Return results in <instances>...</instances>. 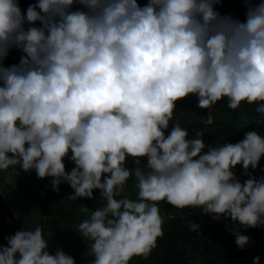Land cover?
Masks as SVG:
<instances>
[{"label": "clouds", "instance_id": "1", "mask_svg": "<svg viewBox=\"0 0 264 264\" xmlns=\"http://www.w3.org/2000/svg\"><path fill=\"white\" fill-rule=\"evenodd\" d=\"M220 2L36 0L22 10L19 0H0V172L11 184L18 169L34 170L57 192L67 182L71 200L99 190L101 206L81 207L77 225L91 264L147 257L164 234L161 201L231 218L241 249L250 236L239 226L264 227V175L249 172L264 155V134L249 130L216 146L203 140L224 98L232 110L257 105L256 124L264 125V2L244 0L243 21L218 11ZM12 48L22 55L5 66ZM190 94L209 110L193 135L175 118L177 101ZM45 235L36 225L6 237L0 264H76L62 248L51 254Z\"/></svg>", "mask_w": 264, "mask_h": 264}, {"label": "rangeland", "instance_id": "2", "mask_svg": "<svg viewBox=\"0 0 264 264\" xmlns=\"http://www.w3.org/2000/svg\"><path fill=\"white\" fill-rule=\"evenodd\" d=\"M35 2L36 0L30 1L25 10L29 4ZM147 2L148 0H142L141 6L147 4ZM261 2H264V0L252 1L254 4ZM216 7L222 14L231 13L241 21L245 19L246 7L244 0H221ZM75 9L77 8L74 6L73 10ZM39 24V21L35 22L36 26H39ZM27 26L25 25V27ZM21 55L19 49H10L4 61L5 66L18 63ZM197 103V97L191 94L176 103L175 118L182 121V126L188 129L190 135H193L195 130L205 127L203 124L194 123H201V120L206 117L209 111L197 107ZM246 110L245 103H242L240 108L232 110L227 107L226 98L218 101L212 109L214 123L207 126L208 131L203 136L205 144L212 145L215 139H222L223 130L228 129L230 131V125L234 124L236 119L240 121ZM188 124L190 125L188 126ZM171 126L172 122H170L169 129L165 130L166 134L170 131ZM204 151H207V147ZM144 162L146 161L142 158L139 165L141 168L145 167ZM128 166H136L131 158L128 160ZM18 171L20 174L15 177L14 182L11 184L4 183L5 173L0 172V229L5 235L4 240L0 241V245H7L6 237L15 234L16 231L24 228L32 229L36 225H40L46 233L47 250L51 254H54L57 248H62L65 253L68 249L88 252V242L77 232V225L86 216L80 209L81 207L95 209L98 207L99 202L78 198L74 200L76 204L72 203L73 200L69 198V195L73 192L67 193L64 189L59 190L57 197L53 196L51 193L55 195L56 191L51 187V180L37 177L34 170L24 172L22 169H18ZM28 173L34 177L27 178L25 175ZM62 187H65V185L63 184ZM127 193L131 198H136V189L131 179L128 181ZM46 206L50 209L48 213L44 212ZM48 233H51V235L48 236ZM143 259V256H134L130 264L140 262Z\"/></svg>", "mask_w": 264, "mask_h": 264}, {"label": "trees", "instance_id": "3", "mask_svg": "<svg viewBox=\"0 0 264 264\" xmlns=\"http://www.w3.org/2000/svg\"><path fill=\"white\" fill-rule=\"evenodd\" d=\"M30 1L32 0H19L22 10H25ZM141 3L142 0H138V4L142 5ZM74 6L75 8L82 7L78 4H74ZM246 106L244 117L242 116L240 121L236 119V122L230 125V131L221 128L223 130L222 139H215L212 146L226 142L236 143L243 139L245 132L249 130H256L264 134V125L256 124L258 114L254 108L257 105L246 104ZM194 124L201 125L202 123ZM65 163L66 171H70L75 166L67 158H65ZM233 171L242 183L248 178L244 174L242 165L238 164ZM249 172L257 178L264 175V155H262L258 167L254 170L249 168ZM25 176L27 178L34 177L29 173ZM45 178L52 179L51 177ZM131 181L133 180L131 179ZM63 184L65 187H62ZM59 188L66 190L67 193H74L67 182H62ZM93 192L95 199L80 198V200H96L99 202V207L103 202L102 197H100L98 189H94ZM51 194L57 197L59 192L56 191L55 195ZM72 203L75 201L73 200ZM159 206L161 215L165 218L164 234L157 239L156 247L147 257L133 264H253V258L257 255L260 257L259 264H264V227L245 229L243 226H239L237 221L235 226H239L240 231L250 236L249 243L241 249L236 245L235 236L230 231L234 227L231 218L216 220L211 214L203 213L199 207L186 206L184 209H179L164 201L159 202ZM49 211V207L46 206L44 212L48 213ZM190 222L198 224L199 228L190 230ZM4 237L5 235L0 229V241L4 240ZM66 254L71 255L76 264H91L93 259L88 252L78 249H68Z\"/></svg>", "mask_w": 264, "mask_h": 264}]
</instances>
